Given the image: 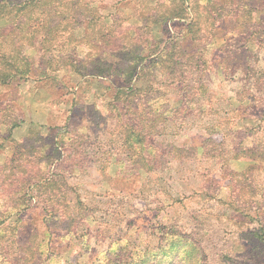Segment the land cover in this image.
Listing matches in <instances>:
<instances>
[{"label":"rangeland","instance_id":"obj_1","mask_svg":"<svg viewBox=\"0 0 264 264\" xmlns=\"http://www.w3.org/2000/svg\"><path fill=\"white\" fill-rule=\"evenodd\" d=\"M10 1L0 264H264V0Z\"/></svg>","mask_w":264,"mask_h":264},{"label":"trees","instance_id":"obj_2","mask_svg":"<svg viewBox=\"0 0 264 264\" xmlns=\"http://www.w3.org/2000/svg\"><path fill=\"white\" fill-rule=\"evenodd\" d=\"M12 1L10 0H0V6H4L8 3H11ZM21 2H15L14 4H20ZM5 57V58H4ZM24 64L27 66L29 63H27L26 61L23 60V66ZM22 72L21 69H19V67L17 65H15L13 63V57L9 56L6 57L5 54L0 55V85H8L10 84L11 80L13 79L14 76H16V74H20ZM128 72V77L132 80L134 76H136V67L134 65H131L128 67L127 69ZM156 153V149H154V156L152 159H150V161H147V166L148 167H155L157 166V164L160 162V160H158V154ZM135 157L138 159H141V162H145L147 160V158H149L148 155H143V152L138 151L135 153ZM134 163V162H133ZM22 183L27 184V186L25 187L26 191H31L30 187L32 188V186H37L39 184L42 183H46V184H50L51 182V178L49 177H42V176H35V175H30V176H26L25 179H22ZM29 192H26V195ZM25 208V207H24ZM50 213H54L56 214V216H58L60 218L58 225L62 224L64 222V219L61 218L64 217L61 212L62 211H56V209L54 210H49L47 209ZM58 212V213H57ZM159 234L160 237H162L165 233L162 230H159ZM160 248V246L156 245V246H151L150 249L154 250H158ZM120 250V252H115L113 254V256L116 257V262H113L111 264H143V262L145 261V257L142 256L141 254V249H138V247H128V244L126 243L123 247H119L117 249V251ZM185 254L189 253V249H184L183 251ZM120 253V254H119ZM105 258H108L109 262H111V257L109 256H105ZM191 259V257L189 258V260ZM122 260H124L122 262ZM186 258H182L180 255L176 256L174 258L173 261H171L169 264H189ZM152 264H156V262H153Z\"/></svg>","mask_w":264,"mask_h":264}]
</instances>
